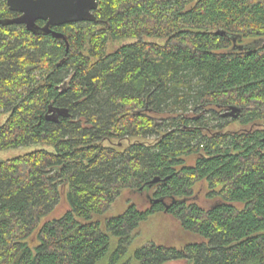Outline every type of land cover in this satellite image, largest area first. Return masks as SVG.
Returning <instances> with one entry per match:
<instances>
[{"label": "trees", "instance_id": "obj_1", "mask_svg": "<svg viewBox=\"0 0 264 264\" xmlns=\"http://www.w3.org/2000/svg\"><path fill=\"white\" fill-rule=\"evenodd\" d=\"M97 1L96 22L53 27L68 47L0 23V150L40 146L0 158V264H96L111 236L110 264H264V44L241 47L264 37V0ZM109 38L132 41L105 54ZM155 176L149 207L104 218ZM200 182L209 207L190 200ZM157 212L200 239L122 260Z\"/></svg>", "mask_w": 264, "mask_h": 264}, {"label": "rangeland", "instance_id": "obj_2", "mask_svg": "<svg viewBox=\"0 0 264 264\" xmlns=\"http://www.w3.org/2000/svg\"><path fill=\"white\" fill-rule=\"evenodd\" d=\"M146 39L151 41H159V42L163 41L160 38H156V37H146ZM131 41H132L131 38H117V39L109 38L104 53L109 54L120 45L129 43ZM262 44H264V37H257L242 41L241 47L246 49H254ZM220 112L222 113L224 111L220 110ZM4 117H5L4 114L0 116V124L3 122ZM259 123L264 125V120H261ZM240 126L241 125L239 123H233L230 125L229 128L237 129ZM39 147H40L39 145L30 144L21 147L0 150V158L1 159L12 158L24 154L26 152H29L31 150L38 149ZM144 190L145 191L123 190L121 195L113 202L111 207L104 213L103 215L104 218L118 215L119 213L123 212V210L130 203H135L138 205V207L143 209L149 207L148 197H147L149 193V189L146 188ZM63 192L60 202L55 207V210L52 211L44 219L59 217L68 208V204L66 202ZM207 193L208 190L206 184L203 182L197 183L194 187V193L190 198V200L196 202L202 207H209L218 200L216 198L209 197ZM199 239L200 238L198 235H195L193 233H190L182 229L179 226L178 222L172 216L164 212L153 213L149 216V218L146 221L140 224L137 230L134 231V235L131 237V240L127 245L126 251L122 256V260L131 259L133 252L136 248H138L141 245L147 244L149 242L162 243L176 248H182L187 243ZM117 245H118V238L115 236H111L108 252L106 253L105 257L100 259L96 264H110L111 253L114 251ZM166 264H191V263L185 260H179V261H168Z\"/></svg>", "mask_w": 264, "mask_h": 264}, {"label": "water", "instance_id": "obj_3", "mask_svg": "<svg viewBox=\"0 0 264 264\" xmlns=\"http://www.w3.org/2000/svg\"><path fill=\"white\" fill-rule=\"evenodd\" d=\"M10 11L18 12L19 15L0 20L4 25L23 24L25 28L35 34H51L56 38L63 39L66 47L68 41L64 33L53 30L52 26H60L68 23L78 22H96L94 11L98 6L97 0H6ZM38 20L45 23L39 25ZM216 33L224 34V31ZM241 109L238 106L231 105L224 112L222 117H237ZM158 176L153 177L139 191L150 188L154 184L164 181ZM158 202V199L153 200Z\"/></svg>", "mask_w": 264, "mask_h": 264}, {"label": "flooded vegetation", "instance_id": "obj_4", "mask_svg": "<svg viewBox=\"0 0 264 264\" xmlns=\"http://www.w3.org/2000/svg\"><path fill=\"white\" fill-rule=\"evenodd\" d=\"M12 12H14V11H12ZM17 15H19V13H18V12H14V16H17ZM14 16H13V17H14ZM38 21H40V22L38 23ZM38 21H37V23H38L39 25H43V24L45 23V22L42 21V20H38ZM53 27H54V26H52L51 28L53 29Z\"/></svg>", "mask_w": 264, "mask_h": 264}]
</instances>
